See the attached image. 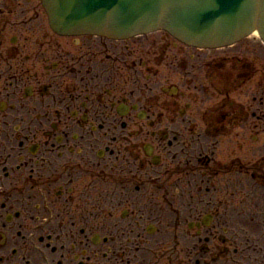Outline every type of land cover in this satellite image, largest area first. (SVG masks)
<instances>
[{
	"label": "flooded vegetation",
	"instance_id": "af4514ba",
	"mask_svg": "<svg viewBox=\"0 0 264 264\" xmlns=\"http://www.w3.org/2000/svg\"><path fill=\"white\" fill-rule=\"evenodd\" d=\"M0 264H264V43L66 38L0 0Z\"/></svg>",
	"mask_w": 264,
	"mask_h": 264
},
{
	"label": "water",
	"instance_id": "95a60500",
	"mask_svg": "<svg viewBox=\"0 0 264 264\" xmlns=\"http://www.w3.org/2000/svg\"><path fill=\"white\" fill-rule=\"evenodd\" d=\"M46 8L66 36L122 40L163 30L203 48L255 31L264 40V0H46Z\"/></svg>",
	"mask_w": 264,
	"mask_h": 264
},
{
	"label": "rangeland",
	"instance_id": "374dc122",
	"mask_svg": "<svg viewBox=\"0 0 264 264\" xmlns=\"http://www.w3.org/2000/svg\"><path fill=\"white\" fill-rule=\"evenodd\" d=\"M152 39H153V37H151ZM159 37H156V38H154V39H158Z\"/></svg>",
	"mask_w": 264,
	"mask_h": 264
}]
</instances>
